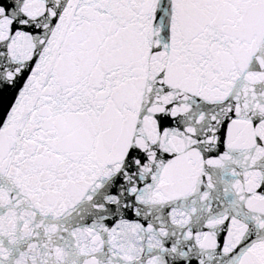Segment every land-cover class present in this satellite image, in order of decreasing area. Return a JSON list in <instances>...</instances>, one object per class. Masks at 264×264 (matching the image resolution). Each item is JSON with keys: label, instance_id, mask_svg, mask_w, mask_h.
<instances>
[{"label": "snow or ice", "instance_id": "obj_1", "mask_svg": "<svg viewBox=\"0 0 264 264\" xmlns=\"http://www.w3.org/2000/svg\"><path fill=\"white\" fill-rule=\"evenodd\" d=\"M0 264H264V0H0Z\"/></svg>", "mask_w": 264, "mask_h": 264}]
</instances>
